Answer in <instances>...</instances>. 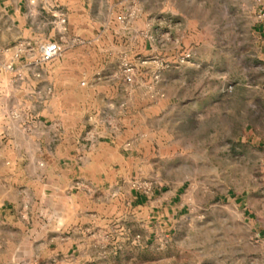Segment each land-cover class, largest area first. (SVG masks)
<instances>
[{"label": "rangeland", "instance_id": "374dc122", "mask_svg": "<svg viewBox=\"0 0 264 264\" xmlns=\"http://www.w3.org/2000/svg\"><path fill=\"white\" fill-rule=\"evenodd\" d=\"M128 2L127 19L73 23L79 35L70 44L80 49L71 55L63 47L67 30L60 33L65 11L55 13L51 40L62 52L48 80L37 75L34 92L48 96L38 102L39 119L94 130L123 148L116 185L150 198L148 225H167L154 243L163 264H264V58L255 0ZM40 6L50 18L51 9ZM27 48L39 65V48ZM16 54L2 51L0 64ZM124 62L135 65L130 84L122 79ZM30 89L24 83L23 93ZM72 185L74 192V175ZM109 214L110 225H135L123 207ZM48 217L55 225L0 222V264H61L36 257L48 249L38 236L42 242L51 230L62 242L68 233L63 217L40 215Z\"/></svg>", "mask_w": 264, "mask_h": 264}, {"label": "crops", "instance_id": "0c3cea01", "mask_svg": "<svg viewBox=\"0 0 264 264\" xmlns=\"http://www.w3.org/2000/svg\"><path fill=\"white\" fill-rule=\"evenodd\" d=\"M128 1L0 0V46L4 54L15 52L18 55L13 61V71L2 66L8 58L1 57L0 64V75L6 71L10 76L5 81L0 77V222L55 225L50 217L40 218L48 212L53 219L63 217L68 232L61 238L62 242L49 236L51 230L42 242L38 236L37 245L48 246V249L46 255L37 253V260L51 259L61 264L164 262L162 256L155 253L154 243L159 230H165L167 225H148L151 216L145 208L151 205L150 198L135 190L122 192L116 185L122 173L120 167L127 159L123 148L113 139L100 140L94 136V130L78 133L64 124L41 121L38 102H45L48 96L35 93L33 87L41 84L38 73L41 80H48L55 69L51 66L56 64L52 60L37 65L27 58V46L36 50L44 42L55 39L58 10L65 11L68 41L63 47L71 55L72 51L80 49L70 44L71 39L79 35L73 23L116 19L129 10ZM255 2L254 32L264 58V0ZM40 5L51 9L50 18L39 10ZM120 6L122 9L116 11ZM22 56L24 61L19 60ZM24 83L31 85V92L23 93ZM43 174L47 184L42 183ZM73 175L79 182L74 192ZM41 186L48 187L46 192H39ZM42 205L46 208H40ZM114 206L130 212L135 225H110L109 213ZM136 222L144 225H136ZM51 244L54 246L50 247Z\"/></svg>", "mask_w": 264, "mask_h": 264}, {"label": "built area", "instance_id": "2783aa9c", "mask_svg": "<svg viewBox=\"0 0 264 264\" xmlns=\"http://www.w3.org/2000/svg\"><path fill=\"white\" fill-rule=\"evenodd\" d=\"M127 18V15H118L117 19L119 20H124ZM64 19L61 18L59 25H60V33L64 34L67 30L66 25H63ZM2 48L0 47V55L2 53ZM62 52V46L60 41L58 40H49L41 45L38 51V57L36 59V62L38 64H45L48 63L55 58L59 57ZM17 55V54H16ZM15 55V56H16ZM6 70L8 71H13V62L9 61L6 63H3L2 65ZM134 70H135V65L130 62H124L122 63V70H121V75L122 79L125 83H132L133 78H134ZM138 237V236H137Z\"/></svg>", "mask_w": 264, "mask_h": 264}]
</instances>
